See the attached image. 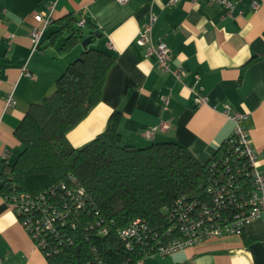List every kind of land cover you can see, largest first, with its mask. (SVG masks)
<instances>
[{
  "label": "crops",
  "instance_id": "0c3cea01",
  "mask_svg": "<svg viewBox=\"0 0 264 264\" xmlns=\"http://www.w3.org/2000/svg\"><path fill=\"white\" fill-rule=\"evenodd\" d=\"M231 1L232 17L208 0H0V183L22 150L15 130L30 104L53 91L90 35H95L91 44L114 61L101 100L67 134L74 147L93 140L113 121L126 142L176 140L205 163L233 134L234 122L225 114L230 107L246 115L243 125L257 154L256 168L264 174V0H256L258 9L254 0ZM51 2L52 20L41 47L33 50L31 31L41 24L34 16ZM151 13L156 15L153 41L167 43L173 68L183 65L182 81L159 69L136 42ZM73 29L80 41L65 48ZM10 92L17 104L7 108ZM195 92L207 102L197 103ZM150 128H156L152 138L146 136ZM0 254L14 264H51L1 193ZM143 264H264V222L256 219L238 234L146 257Z\"/></svg>",
  "mask_w": 264,
  "mask_h": 264
},
{
  "label": "trees",
  "instance_id": "16d2710c",
  "mask_svg": "<svg viewBox=\"0 0 264 264\" xmlns=\"http://www.w3.org/2000/svg\"><path fill=\"white\" fill-rule=\"evenodd\" d=\"M78 32H70L65 48L80 41ZM91 43L67 65L53 91L30 104L15 130L22 150L0 183L8 201L29 193L61 210L52 231H39L49 262L136 264L160 245L185 238L195 220L206 219V210L228 219L244 210L253 189L244 158H230L226 172L214 165L231 154L227 140L205 163L176 140L126 142L113 121L84 145L71 144L68 132L101 100L114 61ZM221 176L236 192L226 205L208 190ZM135 220L139 233L122 235Z\"/></svg>",
  "mask_w": 264,
  "mask_h": 264
},
{
  "label": "built area",
  "instance_id": "2783aa9c",
  "mask_svg": "<svg viewBox=\"0 0 264 264\" xmlns=\"http://www.w3.org/2000/svg\"><path fill=\"white\" fill-rule=\"evenodd\" d=\"M121 4L127 3L129 0H117ZM178 0H171L175 3ZM223 5L226 10L227 17H232L235 11V5L231 0H208ZM254 9H258L259 3L254 0L252 2ZM55 8V3L51 2L47 8L36 12L34 18L41 24H35L31 31L32 49L38 50L42 44V37L46 27L52 20V14ZM156 21V15L152 14L149 21L144 25L143 29L138 33L136 42L144 47L145 56L154 57L156 59L159 69L171 74L175 79L182 81L185 76V69L183 65L177 67L171 66L170 50L166 42L160 41L155 43L152 38V28ZM84 20L80 21L82 26ZM111 44V43H110ZM112 46V45H111ZM195 100L199 104L207 102V97L203 94L195 92ZM164 104L167 105L169 96H163ZM17 100L13 92L7 94L5 98L6 107L15 106ZM225 114L234 122L233 134L227 139L224 145L225 150L231 154L222 161L215 159V167L221 165L225 167V172L230 169V158L241 157L244 158L243 167L246 168V174L251 177L253 189L249 197L245 200V209L237 213L234 218L228 219L227 215L220 217L219 213H213L206 210V219L195 220L183 239H175L165 245H160L153 255H146V257L156 255H170L187 246L194 245L213 236H224L229 234H238L250 222L256 219H261L264 222V174L256 168L257 154L248 138L247 131L243 125L246 115L233 111L232 108L227 107ZM162 127H167L164 123ZM156 128H150L146 131V136L149 138L154 137ZM7 151L2 153L1 157H7ZM247 184L246 182H244ZM209 191L214 192V201L219 204L226 205L228 201L231 203L236 196L233 187L229 186L226 176H221L214 179V182L209 186ZM11 207L14 209L19 219L21 220L24 228L33 239L36 246L44 245V239L40 238L39 231H52L55 224L61 219L62 212L57 207L47 204L46 202H39V198L32 197L29 193H20L16 195L12 201H9ZM192 207V206H191ZM233 217V216H232ZM140 221L135 220L128 224L122 231V235L134 236L139 233ZM187 230V231H188ZM138 260L136 264H143L144 259ZM0 264H14L8 261L0 254Z\"/></svg>",
  "mask_w": 264,
  "mask_h": 264
},
{
  "label": "water",
  "instance_id": "95a60500",
  "mask_svg": "<svg viewBox=\"0 0 264 264\" xmlns=\"http://www.w3.org/2000/svg\"><path fill=\"white\" fill-rule=\"evenodd\" d=\"M96 36L100 37L101 34L97 33ZM92 40H93L92 35H90V36L84 38L81 43H82L83 47H86L92 42ZM77 249H78V247H77Z\"/></svg>",
  "mask_w": 264,
  "mask_h": 264
},
{
  "label": "rangeland",
  "instance_id": "374dc122",
  "mask_svg": "<svg viewBox=\"0 0 264 264\" xmlns=\"http://www.w3.org/2000/svg\"><path fill=\"white\" fill-rule=\"evenodd\" d=\"M82 47H83V46H82ZM74 53H75V50H74L73 54H74ZM71 60H72V59H71ZM69 62H70V61H68V63H69ZM68 63H67V64H68Z\"/></svg>",
  "mask_w": 264,
  "mask_h": 264
}]
</instances>
